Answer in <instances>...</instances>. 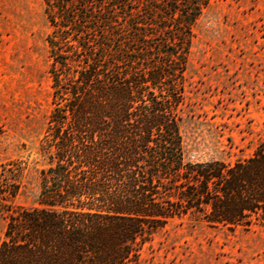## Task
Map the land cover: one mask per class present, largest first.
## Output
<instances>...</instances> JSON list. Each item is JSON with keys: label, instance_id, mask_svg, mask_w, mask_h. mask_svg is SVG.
Masks as SVG:
<instances>
[{"label": "trees", "instance_id": "obj_1", "mask_svg": "<svg viewBox=\"0 0 264 264\" xmlns=\"http://www.w3.org/2000/svg\"><path fill=\"white\" fill-rule=\"evenodd\" d=\"M52 108L37 205L0 164V264H141L175 218L264 226V142L233 163L188 161L181 132L193 26L210 0H42Z\"/></svg>", "mask_w": 264, "mask_h": 264}, {"label": "rangeland", "instance_id": "obj_2", "mask_svg": "<svg viewBox=\"0 0 264 264\" xmlns=\"http://www.w3.org/2000/svg\"><path fill=\"white\" fill-rule=\"evenodd\" d=\"M50 26L42 0H0V164L21 161L14 205L36 206L52 108ZM181 111L188 161L233 163L264 142V0H210L193 26ZM7 213L0 210V242ZM141 264H264V226L210 227L175 218L141 249Z\"/></svg>", "mask_w": 264, "mask_h": 264}]
</instances>
